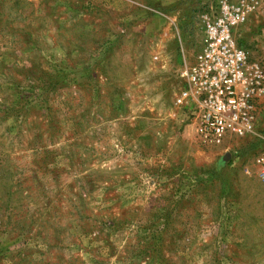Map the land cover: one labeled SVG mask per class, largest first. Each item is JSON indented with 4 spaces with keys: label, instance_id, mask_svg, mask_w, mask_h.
<instances>
[{
    "label": "rangeland",
    "instance_id": "rangeland-1",
    "mask_svg": "<svg viewBox=\"0 0 264 264\" xmlns=\"http://www.w3.org/2000/svg\"><path fill=\"white\" fill-rule=\"evenodd\" d=\"M220 1L0 0V264H264L263 142L205 147L175 104Z\"/></svg>",
    "mask_w": 264,
    "mask_h": 264
},
{
    "label": "built area",
    "instance_id": "built-area-1",
    "mask_svg": "<svg viewBox=\"0 0 264 264\" xmlns=\"http://www.w3.org/2000/svg\"><path fill=\"white\" fill-rule=\"evenodd\" d=\"M253 0H222L200 16L202 39L190 65L181 71L186 87L176 99L179 108L190 107V123L197 141L222 149L235 139L258 138L262 150L246 175L264 182V135L257 131L264 101V66L249 62V52L239 46L235 28L254 10Z\"/></svg>",
    "mask_w": 264,
    "mask_h": 264
},
{
    "label": "trees",
    "instance_id": "trees-1",
    "mask_svg": "<svg viewBox=\"0 0 264 264\" xmlns=\"http://www.w3.org/2000/svg\"><path fill=\"white\" fill-rule=\"evenodd\" d=\"M208 11V10H207ZM238 44H239V46H241V44L238 42ZM241 47H243V46H241ZM262 150V149H261ZM257 155V154H256Z\"/></svg>",
    "mask_w": 264,
    "mask_h": 264
}]
</instances>
